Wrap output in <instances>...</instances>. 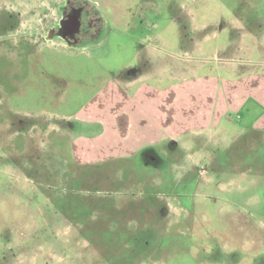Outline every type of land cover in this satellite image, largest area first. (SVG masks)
<instances>
[{
	"label": "rangeland",
	"instance_id": "obj_1",
	"mask_svg": "<svg viewBox=\"0 0 264 264\" xmlns=\"http://www.w3.org/2000/svg\"><path fill=\"white\" fill-rule=\"evenodd\" d=\"M63 1L0 0V264H264V0ZM183 66L209 127L94 150L112 79Z\"/></svg>",
	"mask_w": 264,
	"mask_h": 264
},
{
	"label": "crops",
	"instance_id": "obj_2",
	"mask_svg": "<svg viewBox=\"0 0 264 264\" xmlns=\"http://www.w3.org/2000/svg\"><path fill=\"white\" fill-rule=\"evenodd\" d=\"M12 1L17 2V0ZM25 1L32 3L45 1L44 3L49 5L62 2V0ZM63 3L65 4L66 1L64 0ZM13 15L18 20L55 21L56 19L55 15L46 11L15 12ZM40 24V28L52 27V24L54 26V22L48 25ZM21 25L36 27L31 24L21 23ZM146 65L144 62L143 67ZM178 69L175 72V80L159 85L149 84L141 76L142 73L143 76L147 74L146 70L138 76L137 72L133 77L130 74V77L124 81L116 82V78L112 79L109 85L110 91L104 90L103 93L100 91L91 107L79 114L83 120L96 119L102 126L99 131L101 136L99 134L91 142L94 143V150L107 149L120 154L121 150L147 147L186 131L209 127L215 117L217 92L214 85L216 83L209 78L190 79L185 73L184 66ZM156 76L159 78L160 75ZM108 137L111 139L107 141Z\"/></svg>",
	"mask_w": 264,
	"mask_h": 264
}]
</instances>
